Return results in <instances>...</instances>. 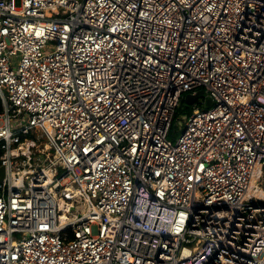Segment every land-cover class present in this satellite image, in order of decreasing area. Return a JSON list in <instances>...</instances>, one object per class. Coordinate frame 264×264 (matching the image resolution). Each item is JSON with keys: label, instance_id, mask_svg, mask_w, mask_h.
<instances>
[{"label": "built area", "instance_id": "obj_1", "mask_svg": "<svg viewBox=\"0 0 264 264\" xmlns=\"http://www.w3.org/2000/svg\"><path fill=\"white\" fill-rule=\"evenodd\" d=\"M0 102V264H264V0H0Z\"/></svg>", "mask_w": 264, "mask_h": 264}, {"label": "water", "instance_id": "obj_2", "mask_svg": "<svg viewBox=\"0 0 264 264\" xmlns=\"http://www.w3.org/2000/svg\"><path fill=\"white\" fill-rule=\"evenodd\" d=\"M204 100V108H209L212 105L211 98L203 91L199 90L196 95L187 94L183 97V100L188 105H193L198 102L199 99ZM4 177V168L0 166V183Z\"/></svg>", "mask_w": 264, "mask_h": 264}, {"label": "rangeland", "instance_id": "obj_3", "mask_svg": "<svg viewBox=\"0 0 264 264\" xmlns=\"http://www.w3.org/2000/svg\"><path fill=\"white\" fill-rule=\"evenodd\" d=\"M185 113L186 112H180L177 114V120L175 121V123L173 125V129H174L176 134H178L182 128L184 118L186 117ZM36 133H38L37 134L38 136H36L38 143H40V146L42 148H44L48 144L45 135L39 131H37ZM47 151H48V153H52L51 148H49Z\"/></svg>", "mask_w": 264, "mask_h": 264}, {"label": "trees", "instance_id": "obj_4", "mask_svg": "<svg viewBox=\"0 0 264 264\" xmlns=\"http://www.w3.org/2000/svg\"><path fill=\"white\" fill-rule=\"evenodd\" d=\"M1 110H2V107H1V102H0V112H1ZM191 110H192V106L186 104V103L184 102L183 98H182V99L180 100V105H179V107H178V109H177V111H176V116H177V114L180 113V112H186L185 114L190 113ZM0 154H1V151H0Z\"/></svg>", "mask_w": 264, "mask_h": 264}]
</instances>
